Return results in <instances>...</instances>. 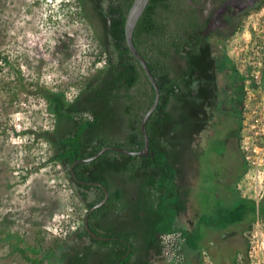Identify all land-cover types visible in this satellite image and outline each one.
I'll list each match as a JSON object with an SVG mask.
<instances>
[{"label": "trees", "instance_id": "obj_1", "mask_svg": "<svg viewBox=\"0 0 264 264\" xmlns=\"http://www.w3.org/2000/svg\"><path fill=\"white\" fill-rule=\"evenodd\" d=\"M102 1H89L99 25L93 62L100 67L78 82L73 97L62 90L41 91L55 119L54 128L43 134L53 147L49 160L65 168L73 181L70 166L75 161L110 147L96 158L74 165L80 180L99 181L106 191L91 183L76 184L88 223L83 216L81 226L63 239L64 243L56 242L47 250L37 237L33 246L23 238L16 239L17 246L31 264L38 257L48 264H150L162 253L157 249L160 235L179 232L191 250L199 251L203 264L202 225H234L236 231L246 232L250 224H242L252 222L258 213L264 217V199L257 205L253 199L241 196L236 185L240 200L231 208L220 209L219 221L206 214L199 217L195 229L177 226V217L187 209L191 191V186L181 182L175 164L181 120L186 116L190 125L206 105L216 104L220 81L225 88H235L232 101L242 112L241 123L245 111L250 112L244 106L249 94L246 82L258 86L252 65L242 72L224 52L222 77L215 49L224 46L242 28L244 17L260 10L264 0H254L241 12L234 8L233 0L149 1L133 32L134 44L160 90L159 102L146 122L148 155L112 148H143L141 123L156 91L126 42L125 23L133 0ZM0 59L12 63L9 56L0 55ZM21 79L19 74L23 84ZM104 198L103 204L90 210Z\"/></svg>", "mask_w": 264, "mask_h": 264}, {"label": "rangeland", "instance_id": "obj_2", "mask_svg": "<svg viewBox=\"0 0 264 264\" xmlns=\"http://www.w3.org/2000/svg\"><path fill=\"white\" fill-rule=\"evenodd\" d=\"M89 1L0 0V55L9 56L12 62L8 65L0 59V264H31L16 239L23 238L33 246L38 237L47 250L55 247L56 242L64 243L49 231L55 217L74 219L81 226L86 206L78 188L65 168L49 160L53 147L43 134L54 128L55 119L41 90H62L69 98L73 97L78 82L95 74L100 67L93 62L99 25ZM253 2L233 0L232 5L241 12ZM260 39L264 40V6L245 16L242 28L224 46L215 49L222 77L224 52L240 71L246 72L252 65V73L257 75L256 88L250 86V80L246 82L249 89L246 110L250 112L244 113L247 120L244 134L257 117L255 114L261 112H256L258 106L264 103V41L260 44ZM19 74L23 84L18 80ZM220 88H225L222 81ZM231 150L236 152L235 148ZM234 153L225 155V166L215 156H211L208 164H216L220 173V169L233 163L238 178L233 182L219 178L222 176L195 178L200 182L193 185L196 188L187 215L179 217L177 226L190 228V221L198 223L199 217L206 214L217 222L221 219L220 209L239 202L241 194L238 195L235 183L244 176L245 165L242 155ZM228 187L234 196L227 199ZM89 198H93L92 194ZM260 216V221L256 218L242 224L244 227L250 224L243 236H234L236 228H232L233 232L223 237L224 228L202 225L201 250L209 252L216 264H231L236 252L244 251L251 241L257 250L249 258L251 264H264V217ZM197 254L198 250H191L184 238L175 233L169 239L165 263L189 264L190 256ZM199 257L195 256L190 264H201ZM158 260L153 264H159ZM35 264L48 261L38 257Z\"/></svg>", "mask_w": 264, "mask_h": 264}, {"label": "flooded vegetation", "instance_id": "obj_3", "mask_svg": "<svg viewBox=\"0 0 264 264\" xmlns=\"http://www.w3.org/2000/svg\"><path fill=\"white\" fill-rule=\"evenodd\" d=\"M219 90L220 92L217 96V103L216 104L209 103L208 105H206L205 110L199 111L198 117L195 120H192L191 122L192 124L188 125V123L190 122L187 121L186 116H184V118L181 120V126H180L181 128L179 135L180 141L178 144V156H177L178 160L175 159L176 161L175 164H177L179 168V175H180L179 177L181 182L184 185L191 186V191L188 199V207L177 217L176 222L178 221L179 217L182 216L186 217L187 215L186 213L188 212V209L190 207L189 203L191 201L192 194L195 190L194 188H196L193 187V185H195L196 182L197 183L200 182V180L195 178L200 179V177H204L203 179H205L208 176H216V177L222 176L219 178H222L224 179V181L227 182L230 181L233 182L236 178H238L237 175L238 171L234 169L233 163H231V165L227 167H223V169H220L221 170L220 173H218V168L216 167V164L214 163L211 165L208 164L211 156H215L217 159L221 160L223 164L225 155L228 156L229 153L230 154L234 153L232 152L231 148H235L236 152L237 153L239 152V155H242L243 157V154L241 153L242 152L241 132L243 129L244 119L241 123L240 116L242 117L241 114L242 112L238 109L239 106L232 101L233 91L235 90V88L228 85L226 88H222V89L220 88ZM236 156L238 155L236 154ZM237 161H238V157H237ZM223 165L225 166V164ZM190 168H195V171L191 170L190 172L189 171ZM240 178L241 176L239 177L237 182H239ZM73 182L75 183V185L79 184L75 180H73ZM237 182L235 183V185H237ZM225 194H227V199L231 195L234 196L233 190L229 189V187L226 189ZM86 217L87 214L84 213V218L86 219ZM189 224H190L189 229L191 230L197 228L198 226V223H192V221H190ZM179 227L186 228L181 226ZM233 227L235 226L230 225L224 228L223 237L226 236L228 232H233L232 230ZM178 233L179 232H177V234ZM234 233H237L234 236L246 235L245 230H243V232L240 231L236 232L235 229ZM179 235L182 236L180 233ZM168 236H170L169 233L163 232L159 238L160 240L157 249L158 250L161 249L162 251V253L159 254L158 256L159 264H166L165 262L167 261L166 250L169 248V241L167 240ZM224 239H229V238L225 237ZM243 244H244V237H243ZM247 247H248V243L244 251L239 252L238 250L236 252L233 260H230L231 264H251V259H249L251 258V256H249L248 254ZM237 254L238 255L242 254V257H240V255L238 256ZM195 256L196 258H198V254ZM154 261H152L150 264H153Z\"/></svg>", "mask_w": 264, "mask_h": 264}, {"label": "built area", "instance_id": "obj_4", "mask_svg": "<svg viewBox=\"0 0 264 264\" xmlns=\"http://www.w3.org/2000/svg\"><path fill=\"white\" fill-rule=\"evenodd\" d=\"M252 75L254 76V73ZM255 76L257 77V75ZM244 106L246 108V104ZM258 107L256 112H261L255 114V117H257L252 119L253 123L246 134L243 133V130L246 129L247 120H244L241 132V147L245 172L238 182L241 196L253 199L257 205L264 199V103ZM252 112L255 113L254 110ZM260 220L261 216L258 213L257 221ZM50 224L49 231L51 234L62 239H68L79 226V222L77 223L76 220H71L65 216L53 218ZM171 235L173 234L168 236V241ZM256 251L255 245L251 243L248 249L249 256L254 257ZM240 257H242V254H240ZM202 263L215 264L207 251L202 252Z\"/></svg>", "mask_w": 264, "mask_h": 264}, {"label": "water", "instance_id": "obj_5", "mask_svg": "<svg viewBox=\"0 0 264 264\" xmlns=\"http://www.w3.org/2000/svg\"><path fill=\"white\" fill-rule=\"evenodd\" d=\"M149 1L150 0H133V3H132V5L129 8V11L127 13V18H126V23H125V38H126L127 45L129 47V49L131 50V52L134 54V56L142 64V66H143L148 78L150 79V81H151V83H152V85H153V87L155 88V91H156L155 100H154L153 104L151 105L150 109L144 115L142 123H141L142 132H143L144 138H145V145L139 151H129V150L120 149V148H117V147H112L113 149H118V150H121V151H124V152L132 153V154H139V155H148L150 153V151H149L150 139L148 137V133H147V130H146V122H147V119L150 116V114L156 108V106H157V104L159 102V98H160V90H159L158 83H157L154 75L152 74V72H151V70H150V68L148 66L147 61L139 53V51L137 50V48H136V46L134 44V41H133V32H134L135 26H136L139 18L141 17L142 13L144 12L146 6L148 5ZM108 148H110V147H104L99 152L94 154L93 156L77 160L70 166L72 177L74 178V180L77 183H81V184L91 183V184H95V185L104 187V185L101 182H99V181L86 182V181H82V180L78 179L76 177L75 172H74V165L77 164V163H80V162L90 161V160L96 158L99 154L103 153ZM151 154L153 155L154 152L151 151ZM104 201H105V198L100 203H98L96 206H93L92 209H94L97 206H100ZM85 223L86 224L88 223V218L87 217L85 219Z\"/></svg>", "mask_w": 264, "mask_h": 264}, {"label": "crops", "instance_id": "obj_6", "mask_svg": "<svg viewBox=\"0 0 264 264\" xmlns=\"http://www.w3.org/2000/svg\"><path fill=\"white\" fill-rule=\"evenodd\" d=\"M193 258H195V256H190V258L188 259L189 264H190V262H192Z\"/></svg>", "mask_w": 264, "mask_h": 264}]
</instances>
